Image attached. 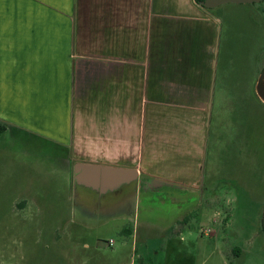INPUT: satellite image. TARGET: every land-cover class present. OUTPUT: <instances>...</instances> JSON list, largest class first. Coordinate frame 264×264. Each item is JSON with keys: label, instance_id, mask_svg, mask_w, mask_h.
<instances>
[{"label": "rangeland", "instance_id": "obj_1", "mask_svg": "<svg viewBox=\"0 0 264 264\" xmlns=\"http://www.w3.org/2000/svg\"><path fill=\"white\" fill-rule=\"evenodd\" d=\"M212 11L221 23L212 125L207 137L202 109L190 130L197 168L207 137L198 193L143 192L131 214L122 196L133 184L103 196L75 188L67 149L0 106V264H264V105L252 97L264 0Z\"/></svg>", "mask_w": 264, "mask_h": 264}, {"label": "crops", "instance_id": "obj_2", "mask_svg": "<svg viewBox=\"0 0 264 264\" xmlns=\"http://www.w3.org/2000/svg\"><path fill=\"white\" fill-rule=\"evenodd\" d=\"M212 10L194 0H0V106L67 149L72 185L79 161L196 188L220 52ZM257 77L252 97L264 105ZM202 109L197 168L190 130Z\"/></svg>", "mask_w": 264, "mask_h": 264}, {"label": "water", "instance_id": "obj_3", "mask_svg": "<svg viewBox=\"0 0 264 264\" xmlns=\"http://www.w3.org/2000/svg\"><path fill=\"white\" fill-rule=\"evenodd\" d=\"M262 0H204L200 3L205 8H215L225 3H254ZM256 90L259 97L264 100V69L258 77ZM211 108V104H210ZM210 112L208 113V120ZM5 125L8 122L0 119ZM209 121L207 122V124ZM73 183L75 188H88L96 192L98 196L108 192H117L123 186L133 184L132 190L125 194V198L131 202V211H134L138 194L159 191L165 187L182 191H199L169 180L149 176L136 168L95 163L75 162L73 165ZM203 174V173H202Z\"/></svg>", "mask_w": 264, "mask_h": 264}, {"label": "trees", "instance_id": "obj_4", "mask_svg": "<svg viewBox=\"0 0 264 264\" xmlns=\"http://www.w3.org/2000/svg\"><path fill=\"white\" fill-rule=\"evenodd\" d=\"M195 3H197L198 5H200V3L204 0H194ZM203 7V6H202ZM6 125L0 120V136L2 135V133L5 131L6 129Z\"/></svg>", "mask_w": 264, "mask_h": 264}, {"label": "flooded vegetation", "instance_id": "obj_5", "mask_svg": "<svg viewBox=\"0 0 264 264\" xmlns=\"http://www.w3.org/2000/svg\"><path fill=\"white\" fill-rule=\"evenodd\" d=\"M262 65H263V67H262V69L260 70V72H259V74H258V77H259L260 73L262 72V70L264 69V62H262ZM258 77H257V81H258ZM256 84H257V83H256Z\"/></svg>", "mask_w": 264, "mask_h": 264}]
</instances>
